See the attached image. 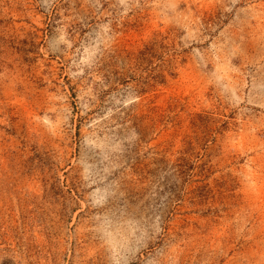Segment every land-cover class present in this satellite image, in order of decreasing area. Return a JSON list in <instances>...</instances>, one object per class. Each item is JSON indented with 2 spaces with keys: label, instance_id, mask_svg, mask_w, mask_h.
<instances>
[{
  "label": "rangeland",
  "instance_id": "obj_1",
  "mask_svg": "<svg viewBox=\"0 0 264 264\" xmlns=\"http://www.w3.org/2000/svg\"><path fill=\"white\" fill-rule=\"evenodd\" d=\"M0 264H264V0H0Z\"/></svg>",
  "mask_w": 264,
  "mask_h": 264
}]
</instances>
